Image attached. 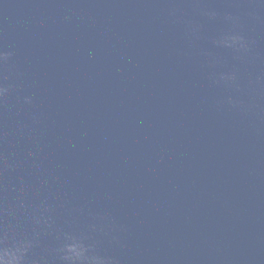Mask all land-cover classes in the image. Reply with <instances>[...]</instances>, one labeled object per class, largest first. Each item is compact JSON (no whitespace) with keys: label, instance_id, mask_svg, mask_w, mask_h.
Here are the masks:
<instances>
[{"label":"water","instance_id":"95a60500","mask_svg":"<svg viewBox=\"0 0 264 264\" xmlns=\"http://www.w3.org/2000/svg\"><path fill=\"white\" fill-rule=\"evenodd\" d=\"M264 264V0H0V254Z\"/></svg>","mask_w":264,"mask_h":264},{"label":"clouds","instance_id":"9594fccd","mask_svg":"<svg viewBox=\"0 0 264 264\" xmlns=\"http://www.w3.org/2000/svg\"><path fill=\"white\" fill-rule=\"evenodd\" d=\"M9 255V253L0 254V264H17V258L12 256L11 259L6 260L5 256Z\"/></svg>","mask_w":264,"mask_h":264}]
</instances>
